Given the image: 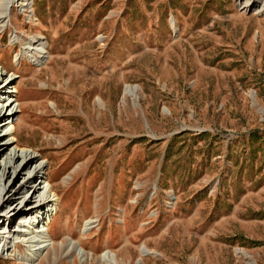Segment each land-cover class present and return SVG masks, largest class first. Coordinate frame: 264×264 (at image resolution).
Masks as SVG:
<instances>
[{"label": "rangeland", "instance_id": "rangeland-1", "mask_svg": "<svg viewBox=\"0 0 264 264\" xmlns=\"http://www.w3.org/2000/svg\"><path fill=\"white\" fill-rule=\"evenodd\" d=\"M238 3L13 7L0 134L36 155L55 205L0 264H264V11Z\"/></svg>", "mask_w": 264, "mask_h": 264}, {"label": "bare ground", "instance_id": "bare-ground-1", "mask_svg": "<svg viewBox=\"0 0 264 264\" xmlns=\"http://www.w3.org/2000/svg\"><path fill=\"white\" fill-rule=\"evenodd\" d=\"M32 0H0V27L3 28L5 23L10 19L13 7L20 6V10L25 13L30 7ZM239 6L243 10L253 8L255 11H264V0H238ZM27 48L24 51L33 54L36 62L41 58L44 45L40 40L30 39L26 43ZM25 52V53H26ZM12 84V80L0 74V98L4 97V101L0 102V124H10L11 119L15 115L11 102V92L8 91ZM133 89L126 87L124 94H132ZM13 134L20 129L19 126L14 127ZM13 136L14 138V135ZM15 139V138H14ZM98 139H92L95 142ZM15 142L17 140L15 139ZM109 143V140L106 144ZM18 147H12V140L7 136L0 134V158L3 164L0 165V222H9L6 230L1 231L0 225V250L3 253L10 248L11 240L17 236L28 237L30 234L24 235L22 228H26L31 222H36L35 232L31 234L41 235L39 225L43 224L50 209L55 205L53 198V187L49 181H43L44 166L37 162V157L33 153H24L16 150ZM19 197V198H17ZM39 237V236H38ZM41 237V236H40ZM31 243L34 237L30 238ZM29 239V241H30ZM14 247H19L17 243ZM34 251V250H33ZM33 251L31 253H33ZM147 250L143 247L141 255L146 254ZM113 257L107 259V264H115Z\"/></svg>", "mask_w": 264, "mask_h": 264}]
</instances>
